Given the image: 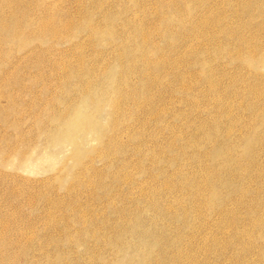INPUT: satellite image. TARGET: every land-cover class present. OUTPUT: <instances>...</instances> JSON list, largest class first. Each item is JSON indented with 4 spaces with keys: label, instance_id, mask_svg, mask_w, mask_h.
<instances>
[{
    "label": "rangeland",
    "instance_id": "rangeland-1",
    "mask_svg": "<svg viewBox=\"0 0 264 264\" xmlns=\"http://www.w3.org/2000/svg\"><path fill=\"white\" fill-rule=\"evenodd\" d=\"M38 1H54V17L61 11L75 29L72 41L30 40L41 52L0 46V264H264V59L255 65L257 53L244 44L238 53L233 39L242 33L264 55V0H248L250 12L243 0H22L14 9L40 13ZM64 111L77 116L59 124ZM16 129L23 158L2 153Z\"/></svg>",
    "mask_w": 264,
    "mask_h": 264
},
{
    "label": "bare ground",
    "instance_id": "bare-ground-1",
    "mask_svg": "<svg viewBox=\"0 0 264 264\" xmlns=\"http://www.w3.org/2000/svg\"><path fill=\"white\" fill-rule=\"evenodd\" d=\"M98 1V0H97ZM195 1V0H194ZM230 1H234V0H230ZM239 1V0H238ZM237 1V2H238ZM253 1V0H252ZM251 1V2H252ZM256 1V0H255ZM262 1V0H261ZM0 2L1 3H3V4H1L0 3V46H3V45H5V47L6 46H9V51L13 48L12 47V44L14 43V41H16L17 43H18V45L20 46V47H22V48H25L26 49V47H27V53H32V51H35V52H41L40 50V47H37V45L36 46H32V47H28L27 45H28V43L30 42V40H32V39H35V38H38V39H46L47 37H56L57 39H63L64 37H66V38H68L69 37V39L70 38H72V36L69 34H67V33H70V32H68V29L69 28H74L75 29V27H72V25H71V27H70V23H68V22H71L69 19H70V17H69V15H71V14H74V12L73 13H71L70 12V14L69 15H67L68 17H69V21H62V20H60L58 17H59V15H60V12H59V15H58V17L57 18H55L56 16H57V14H56V16L54 17V15H53V11H51L52 10V8H54L55 7V3H54V1L52 2V1H50V2H48V3H46V1L44 2V3H42L41 1V3H39V1H38V3H39V6H40V8L38 7V9H39V12L40 13H38V11L36 10V12H34L33 10L34 9H32V6L31 5H29V6H27L26 7V10L27 11H23V8H22V12H19V11H17L16 9L17 8H19L20 7V5L22 4V0H0ZM102 1H99V3L98 4H100ZM136 2H138V1H136ZM146 2H147V0H146ZM159 2L162 4V2L159 0ZM170 2V1H169ZM196 2V1H195ZM229 2V1H228ZM251 2H249V3H251ZM262 2H264V1H262ZM7 3L9 4V6L12 4V9H9V11H7V12H5L4 11V9H3V6L2 5H4V6H6L7 5ZM94 2H92V4H93ZM97 3V2H96ZM103 3H104V1H103ZM249 3H248V0H243V2H242V7L241 6H239V8H237V9H239V11H240V7H241V9L243 8L244 10H246L247 9V7H248V5H249ZM252 3H255L254 1L252 2ZM258 3H260V0H258ZM87 4V3H86ZM92 4H89V5H92ZM119 4V3H118ZM117 4V5H118ZM122 4V3H121ZM137 4V3H136ZM158 4V3H157ZM186 4V3H185ZM194 4V3H193ZM230 4V3H229ZM237 4V3H236ZM239 4V3H238ZM240 4H241V2H240ZM59 5H60V3H59ZM96 5V4H95ZM101 5H102V3H101ZM141 5V4H140ZM143 5V4H142ZM144 5H145V3H144ZM143 5V6H144ZM167 6H168V4H166ZM173 5V4H172ZM176 5V4H175ZM251 5V4H250ZM257 5V4H256ZM256 5H254L253 4V6H255L256 7ZM262 5H264V4H262ZM261 4H260V6H262ZM80 6V5H79ZM81 6H83V5H81ZM80 6V7H81ZM94 6V5H93ZM103 6V5H102ZM139 6V5H138ZM161 6V5H160ZM238 6V5H237ZM252 6V5H251ZM258 6V5H257ZM14 7L16 8V9H14ZM35 7V6H34ZM86 7V6H85ZM91 7V6H90ZM99 6H97V8H98ZM119 7V6H118ZM117 7V8H118ZM121 7V6H120ZM169 7V6H168ZM172 7V6H171ZM176 7H178L179 8V6H176ZM78 8V7H77ZM84 8V7H83ZM94 7H92V9H93ZM94 9V11L93 12H95V10H97L98 11V9ZM105 8V7H104ZM116 8V9H117ZM160 8V7H159ZM246 8V9H245ZM249 8H250V6H249ZM251 8H253V7H251ZM250 8V9H251ZM32 9V10H31ZM80 9V8H79ZM100 9H101V7H100ZM108 9V8H107ZM123 9V8H122ZM121 9V10H122ZM125 9V8H124ZM123 9V10H124ZM172 9H174V7L172 8ZM250 9H249V11H248V9H247V11L248 12H250ZM261 9V8H260ZM25 10V9H24ZM65 10V9H64ZM89 10V9H88ZM179 10H181V9H179ZM179 10H178V12H179ZM232 10V9H231ZM243 10V11H244ZM254 10V9H253ZM70 11V10H69ZM81 11V10H80ZM79 11V12H80ZM85 11V10H84ZM107 11V10H106ZM118 11H119V9H118ZM238 11V12H239ZM243 11H241V12H243ZM255 11H256V9H255ZM254 11V12H255ZM260 11V10H259ZM262 11H264V10H262ZM19 12V13H18ZM55 12H57V11H55ZM90 12H91V10H90ZM145 12V11H144ZM252 12V11H251ZM38 13V14H37ZM58 13V12H57ZM84 13V12H83ZM97 13V12H96ZM101 13V12H100ZM99 13V14H100ZM113 13H114V11H113ZM115 13H117V12H115ZM125 13V12H124ZM232 13V12H231ZM235 13V12H234ZM233 13V14H234ZM237 13V12H236ZM245 13V12H244ZM79 14V13H78ZM95 14V13H94ZM109 14H110V12H109ZM122 14V13H121ZM121 14L119 15V16H121ZM248 13H246V15H247ZM253 13H250V15H252ZM255 14H256V12H255ZM261 14H262V12H261ZM80 15V14H79ZM167 15V14H166ZM209 15V14H208ZM224 15V14H223ZM222 15V17L224 18V16ZM237 15H239V14H236V15H234V18H235V16L237 17ZM240 15H242V14H240ZM239 15V16H240ZM243 15H245V14H243ZM249 15V16H250ZM62 16V15H61ZM64 16V15H63ZM66 16V17H67ZM74 16V15H73ZM77 16V15H76ZM95 16V15H94ZM101 16V15H100ZM122 16H124V15H122ZM121 16V17H122ZM135 16V15H134ZM162 16V15H161ZM164 17H165V15H163ZM162 16V18L164 19V17ZM233 16V15H232ZM66 17H64L65 19H66ZM79 17V16H78ZM83 16H81L80 18H82ZM167 17V16H166ZM204 17V16H203ZM210 17H211V15H210ZM221 17V16H220ZM220 17H218V19L220 18ZM247 17H248V15H247ZM258 16H257V14H256V18H257ZM61 18V17H60ZM63 18V19H64ZM93 19H94V17H92ZM103 18V17H102ZM126 18V17H125ZM212 18H216V17H212ZM226 18V17H225ZM224 18V19H225ZM240 18V17H239ZM251 18V17H250ZM249 17H248V21H249V19H250ZM262 18V17H261ZM60 20V21H57V20ZM76 19H77V17H76ZM85 19V18H84ZM111 19H112V17H111ZM211 19V18H210ZM213 19V20H214ZM217 19V18H216ZM236 19V18H235ZM91 20V19H90ZM90 20H89V22H90ZM128 20V19H127ZM166 20V19H165ZM212 20V19H211ZM212 20V21H213ZM240 20V19H239ZM251 20V19H250ZM253 21L255 20V18H253L252 19ZM251 20V21H252ZM81 21V20H80ZM93 21V20H92ZM95 21V20H94ZM98 21H100V20H98ZM113 21V20H112ZM119 21H120V19H119ZM118 20H117V22H119ZM125 21V20H124ZM128 21H130V20H128ZM162 21V20H161ZM168 21V20H167ZM200 21V23H198V24H202V25H206L207 24V21H205V19L204 18H202V20L200 19L199 20ZM253 21L251 22V24L253 23ZM257 21H259L258 19H257ZM89 22H88V28H89V31L88 32H90V34L91 35H94V34H99V32H100V30L99 29H101L100 27H98L99 25H97V26H95V24H92V26H89ZM117 22H115V23H117ZM192 21H189V23H191ZM221 22H223V21H221ZM76 23V22H75ZM81 23V22H80ZM100 23V22H99ZM103 23V22H102ZM110 23H112V22H110ZM130 23V22H129ZM188 23V22H187ZM188 23V24H189ZM211 23V22H210ZM210 23H208L209 24V26H211L210 25ZM215 23V22H214ZM214 23H211V24H213V25H215ZM217 23H219V22H217ZM245 23V22H244ZM249 23V22H248ZM260 23H264V22H260ZM71 24H74V23H72L71 22ZM107 24V23H106ZM120 24V23H119ZM185 24V23H184ZM183 24V25H184ZM105 25V24H104ZM127 25H129V24H127ZM139 25V24H138ZM190 25H192V24H190ZM239 25V24H238ZM238 25L236 26V27H238ZM240 25H241V23H240ZM249 25V24H248ZM262 25H264V24H262ZM78 26H79V24H78ZM86 26V25H85ZM107 26H109V25H107ZM111 26V25H110ZM109 26V27H110ZM114 27H115V25H113ZM113 26H112V28H113ZM135 26V25H134ZM142 26V25H141ZM185 26V25H184ZM187 27H188V25H186ZM185 26V27H186ZM194 26V25H193ZM216 26V25H215ZM215 26H211V27H215ZM252 26V25H251ZM261 26V25H260ZM119 27V26H118ZM125 27H126V25H125ZM159 27H160V25H159ZM182 27V26H181ZM218 27V26H217ZM236 27H235V29H236ZM248 27H250V25L248 26ZM255 27V26H254ZM112 28L110 27L108 30H109V32H112L111 30H112ZM189 28V27H188ZM192 28V27H191ZM195 28H197V27H195ZM209 28V27H208ZM212 28V29H213ZM216 28V27H215ZM238 28H240V27H238ZM251 28H253V27H251ZM83 29H85V28H83ZM140 29H141V27H140ZM183 29H184V27H183ZM187 29V28H186ZM193 29H194V27H193ZM209 29H211V28H209ZM212 29H211V31H212ZM233 29V28H232ZM243 29V28H242ZM257 29V28H256ZM79 30V29H78ZM103 30V29H102ZM113 30H115V29H113ZM117 30V29H116ZM192 30V29H191ZM197 30V29H196ZM200 30V29H199ZM214 30V29H213ZM217 30H219V29H217ZM220 30H221V28H220ZM223 30V29H222ZM240 30H241V28H240ZM245 30H246V28H245ZM249 30V29H248ZM253 30V29H252ZM258 30V29H257ZM262 30H264V29H262ZM261 30V31H262ZM141 30H139V32H140ZM185 31V30H184ZM202 31V30H201ZM230 30H228L227 32H229ZM256 31V30H255ZM259 31H260V29H259ZM259 31H258V33L256 34V32H255V34H256V36L258 35V34H260L259 33ZM72 32H74V30L72 31ZM195 32H197V31H195ZM194 32V33H195ZM214 32H217V31H214ZM226 32V31H225ZM233 32H234V29H233ZM232 32V33H233ZM238 32V31H237ZM240 32V31H239ZM238 32V33H239ZM248 32V31H247ZM81 33V32H80ZM212 33V32H211ZM222 33V32H221ZM220 33V35H217V36H222V34ZM230 33V35H231V31L229 32ZM253 33V32H252ZM85 34H86V31H85ZM108 34V33H107ZM118 34V33H117ZM144 34V33H143ZM200 34V33H199ZM234 34V33H233ZM240 34H242V33H240ZM240 34H234V38L233 39H235L237 42H235V43H237L238 45H239V48L237 49V52L239 53V51L240 50H242L243 48H244V45H245V48H246V50L248 49L247 47H249V49L250 48H252V50L250 49L249 51H252L251 53H255V55H256V53H257V57H258V59H256L257 61H255L254 63H255V65H257L258 64V62H260L262 59H264V55H261V53H260V55L258 54L260 51L259 50H257L256 48L258 47V46H256V43L255 44H253V45H251L252 43H250L251 42V40L248 42V40H245V37L244 36H241ZM246 34H248V33H246ZM254 34V33H253ZM75 35H77V34H75ZM140 35V34H139ZM145 35V34H144ZM143 35V36H144ZM186 34H184V36H185ZM198 35V34H197ZM212 35V34H211ZM226 35V34H225ZM251 35V34H250ZM146 36V35H145ZM223 36H224V33H223ZM248 36V35H247ZM246 36V37H247ZM252 36H255V35H252ZM261 37H262V35H260ZM50 37V38H51ZM83 37V36H82ZM116 37H118V36H116ZM141 37V36H140ZM199 37H200V35H199ZM209 37H211V36H209ZM214 37H215V35H214ZM225 37V36H224ZM259 37V36H258ZM50 38H49V40H50ZM137 38V37H136ZM145 38H147V37H144V41H146V40H148V39H145ZM217 38V37H216ZM227 38V37H226ZM247 38H249V37H247ZM262 38H264V37H262ZM52 39H54V38H52ZM77 39V38H76ZM84 39V38H83ZM138 39H140V38H138ZM142 39V38H141ZM227 39H229V38H227ZM226 39V40H227ZM232 39V38H231ZM251 39H253V38H251ZM255 39V38H254ZM64 40V39H63ZM63 40H61V41H63ZM81 40V39H80ZM80 40H78V41H80ZM107 40V39H106ZM211 40H213V39H211ZM257 40V39H256ZM259 40V39H258ZM257 40V41H258ZM262 40H264V39H262ZM57 41V40H56ZM61 41H59V42H61ZM70 41H72L71 39H70ZM108 41V40H107ZM134 41H135V38H134ZM140 41H142L143 42V39L142 40H140ZM224 41V40H223ZM227 41H230V40H227ZM227 41H226V43H227ZM233 41V40H232ZM244 41H247L246 42V44H245V42ZM256 41V42H257ZM261 41V40H260ZM69 42V41H68ZM111 42V41H110ZM109 42V43H110ZM82 43V42H81ZM148 43V42H147ZM223 43V42H222ZM225 43V42H224ZM225 43V44H226ZM234 43V44H235ZM242 43V44H241ZM261 43V42H260ZM262 43H264V42H262ZM61 44V43H60ZM73 44V43H72ZM112 44H113V42H112ZM126 44V43H125ZM145 44H146V42H145ZM144 44V45H145ZM233 44V42H232V45H234ZM244 44V45H243ZM49 45H52V43L51 44H49ZM222 45V44H221ZM227 45V44H226ZM225 45V46H226ZM231 45V44H230ZM229 45V42H228V46H230ZM236 45V44H235ZM241 45H243L242 46V49H241ZM55 46V45H54ZM54 46H53V48H54ZM78 46V45H77ZM216 46V45H215ZM52 47V46H51ZM79 47H80V44H79ZM78 47V48H79ZM217 47V46H216ZM216 47H214V48H216ZM221 47V46H220ZM238 47V46H237ZM236 47V48H237ZM256 47V48H255ZM46 48V47H45ZM57 48V47H56ZM75 48V47H74ZM235 48V47H234ZM67 49V48H66ZM76 49V48H75ZM220 49V48H219ZM228 50H229V48H227ZM259 49H262V48H260L259 47ZM51 50V49H50ZM58 50V49H57ZM57 50H53V51H57ZM123 50H125V49H123ZM218 50V49H217ZM216 50V51H217ZM223 50V49H222ZM239 50V51H238ZM243 50H245V49H243ZM262 50H264V49H262ZM0 51H1V53H3L4 55L7 53V52H5L4 50H3V48H0ZM80 51V54H82L81 53V49L79 50ZM188 51V50H187ZM235 51V50H234ZM44 52H47V51H44ZM118 52V51H117ZM242 52V51H241ZM248 52V51H247ZM262 52H264V51H262ZM51 53V52H50ZM67 53V52H66ZM79 53V52H78ZM84 53V52H83ZM119 54H120V52H118ZM122 53V52H121ZM190 53V52H189ZM188 53V54H189ZM191 53H192V51H191ZM236 53V52H235ZM237 53V54H238ZM243 53V52H242ZM246 53V52H245ZM24 54H26V53H24ZM52 54V53H51ZM61 54V53H60ZM74 54V53H73ZM237 54L234 56V57H237ZM248 54V53H247ZM250 54V53H249ZM27 55V54H26ZM44 55H45V53H44ZM54 55V54H53ZM57 55V54H56ZM56 55H55V57H56ZM62 55V54H61ZM70 55V54H69ZM82 55H84V54H82ZM82 55H81V58H82ZM122 55V54H121ZM124 55V54H123ZM122 55V56H123ZM193 55H194V53H193ZM192 55V56H193ZM198 55V54H197ZM229 55V54H228ZM243 55H244V53H243ZM243 55H242V57H243ZM259 55V56H258ZM22 56V55H21ZM50 56V55H49ZM77 56V55H76ZM80 56V55H79ZM116 56H118V54H116ZM120 56V55H119ZM232 56V57H233ZM239 56V55H238ZM245 56V55H244ZM250 56V55H249ZM48 57V56H47ZM51 57H53V56H51ZM51 57H49V58H51ZM59 57V56H58ZM64 57V56H63ZM124 57V56H123ZM123 57H120V60H123V59H121V58H123ZM127 56H125L124 58H126ZM216 57V56H215ZM247 57V56H246ZM252 57V54H251V56H250V58ZM253 57H256V56H254L253 55ZM34 58H36V56L34 57ZM43 58V57H42ZM54 58V57H53ZM62 58V57H61ZM80 58V59H81ZM117 58H119V57H117ZM238 58V57H237ZM240 58H241V56H240ZM19 59H20V57H19ZM56 59H59V58H56ZM73 59V58H72ZM77 59V58H76ZM79 59V60H80ZM82 59H85V58H82ZM97 59V58H96ZM109 59V58H108ZM198 59V58H197ZM16 60V59H15ZM22 60V59H21ZM52 60V59H51ZM78 60V59H77ZM235 60V59H234ZM241 60V59H240ZM244 60V59H243ZM251 60H252V58H251ZM253 60H254V58H253ZM34 61V60H33ZM38 61V60H37ZM36 60H35V62L33 63V62H31V60L30 61H27L26 63H24V64H26V66H30V65H32V64H40V63H38ZM53 62H52V64L54 63V60H52ZM56 61V60H55ZM60 61V60H59ZM58 60H57V63L59 62ZM61 61H62V59H61ZM75 61V60H74ZM124 61V60H123ZM123 61H121L122 63H123ZM199 60H197V62H198ZM250 61V60H249ZM2 57L0 58V66L2 65ZM46 62V61H45ZM50 62V61H49ZM67 62V61H66ZM69 62V61H68ZM77 62V61H76ZM118 62V61H117ZM145 62V61H144ZM63 63V62H62ZM72 63H74V62H72ZM78 64L80 63V61L79 62H77ZM85 63V62H84ZM106 63H107V61H106ZM142 63V62H141ZM249 63V62H248ZM254 63H252V64H254ZM65 64V63H64ZM74 64H76V63H74ZM101 64V63H100ZM112 64V63H111ZM143 64V63H142ZM17 65V64H16ZM41 65V64H40ZM62 66H63V64H61ZM82 64H79V67L81 66ZM92 65H96V64H92ZM121 65V63H119V66ZM244 65V64H243ZM250 65V64H249ZM262 65H264V64H262ZM262 65H260V66H262ZM89 66H91V65H89ZM105 66V65H104ZM112 66V65H111ZM143 66V65H142ZM189 66V65H188ZM246 66V65H245ZM52 67V66H51ZM64 67V66H63ZM67 67V66H66ZM65 67V68H66ZM95 67V66H94ZM244 67V66H243ZM247 67H249V66H247ZM87 68H89V67H87ZM96 68V67H95ZM113 67H111L110 68V70L112 69ZM120 68H122V66L120 67ZM120 68H118V69H120ZM262 68H264V67H262ZM15 69V68H14ZM14 69H12V70H14ZM18 69V68H17ZM44 69V68H43ZM47 69V68H46ZM61 69H62V67H61ZM67 69V68H66ZM77 69V68H76ZM79 69V68H78ZM81 69L82 68H80V72H81ZM93 70H95L94 68H92ZM103 69V68H102ZM260 69V68H259ZM5 70V69H4ZM57 70V69H56ZM63 70H64V68H63ZM91 70V69H90ZM113 70V69H112ZM83 71V70H82ZM105 71V70H104ZM120 71V70H119ZM118 71V72H119ZM7 72H9V71H7ZM20 72V71H19ZM36 72H38V71H36ZM47 72H49V70L47 71ZM54 72V71H53ZM57 72V71H56ZM64 72V71H63ZM63 72H61V73H63ZM96 72H97V70H96ZM95 72V73H96ZM102 72V71H101ZM100 72V73H101ZM176 72V71H175ZM58 73V72H57ZM92 73V72H91ZM98 73V72H97ZM96 73V74H97ZM179 73V71H177L176 72V74H178ZM65 74V73H64ZM67 74H68V72H67ZM93 74V73H92ZM110 74V73H109ZM118 74V73H117ZM181 74V73H180ZM180 74H178V75H180ZM184 74V73H183ZM187 74V73H186ZM188 74H190V73H188ZM206 74V73H205ZM261 74V73H260ZM58 75V74H57ZM56 75V76H57ZM112 74H110V76H111ZM121 75V74H120ZM119 75V76H120ZM174 75V74H173ZM177 75V76H178ZM40 76V75H39ZM43 76V75H42ZM46 76H48V75H46ZM99 76V75H98ZM109 76V75H108ZM181 76H183V75H181ZM180 76V77H181ZM185 76V75H184ZM184 76H183V78H184ZM187 76V75H186ZM205 76V75H204ZM0 77H1V75H0ZM36 77V76H35ZM44 77V76H43ZM65 77V76H64ZM116 77H117V75H116ZM149 77V76H148ZM174 77H176L175 75H174ZM190 77H191V74H190ZM34 78V77H33ZM177 78V77H176ZM187 78V77H186ZM185 78V79H186ZM1 80H2V78H0ZM10 78H8V75H7V79H4L3 81L4 82H7V83H9L10 82V80H9ZM100 79H102V78H100ZM99 79V80H100ZM192 78H190V80H191ZM193 79H194V77H193ZM205 79V78H204ZM0 80V81H1ZM11 80H13V79H11ZM65 80V79H64ZM86 80V79H85ZM88 80V79H87ZM182 80V79H181ZM189 80V81H190ZM212 80H214V79H212ZM37 81H38V79H37ZM45 81V80H44ZM61 81H63V80H61ZM185 81V80H184ZM187 81V80H186ZM204 81V80H203ZM209 81H210V79H209ZM13 82H16V80L14 81L13 80ZM34 82V81H33ZM50 82V81H49ZM69 82V81H68ZM67 82V83H68ZM85 82H87V81H85ZM98 82V81H97ZM113 82H114V80H113ZM192 82V81H191ZM190 82V83H191ZM210 82H214V81H210ZM216 82V81H215ZM218 82V81H217ZM52 83V82H51ZM65 83V82H64ZM88 83V82H87ZM90 83V82H89ZM91 83H93V82H91ZM182 83V82H181ZM185 83H187V82H185ZM189 83V84H190ZM262 83H264V82H262ZM48 84V83H47ZM69 84V83H68ZM67 84V85H68ZM183 84V83H182ZM213 84V83H212ZM49 85V84H48ZM188 85V84H187ZM192 85V84H191ZM191 85H188V86H190L191 87ZM209 85H211L210 83H209ZM47 86V85H46ZM84 86V85H83ZM86 86H87V84H86ZM215 86V85H214ZM25 87V86H24ZM183 87V86H182ZM181 87V88H182ZM189 87V88H190ZM81 88L82 89H84V91H85V89L87 90V88H83L82 86H81ZM211 88V87H210ZM214 88V87H213ZM17 90V89H16ZM13 92H15V91H13ZM17 93V92H16ZM185 93V92H184ZM13 94V93H12ZM13 97H14V95H13ZM84 98V97H83ZM86 98V97H85ZM90 98H92V97H90ZM89 98V99H90ZM91 101H92V99H90ZM17 101V100H16ZM70 113H72L71 111H64V112H62V114H64L62 117H61V120H58L57 119V121H58V123L59 124H62L63 122H65V120L67 119V117L68 116H70V115H75V116H77L76 114H70ZM36 118V117H35ZM74 121L75 120H73L72 119V121L70 122V120H69V122L71 123V124H73L74 123ZM65 128V127H64ZM18 132H17V134H16V137H14V138H4V139H2L3 140V142H4V144H5V150H3L2 151V153H9V154H15V155H20L22 158L24 157V155H25V151H22V148H24V143H23V137H25V135L21 132V130L20 129H16ZM64 130H60L59 132L60 133H62ZM15 140H17L18 141V144L16 143L15 144ZM18 147H19V149H18ZM26 162V161H25ZM24 162V163H25ZM28 189V188H27ZM30 190V189H29ZM36 190V189H35ZM16 192L18 191V190H15ZM24 191V190H23ZM33 191V190H32ZM13 192V191H12ZM15 192V193H16ZM22 192V191H21ZM25 192H26V190H25ZM39 192V191H38ZM37 192V193H38ZM18 193V192H17ZM20 193V192H19ZM36 193V194H37ZM13 194V193H12ZM22 194H24V193H22ZM31 194V193H30ZM16 195H18V194H16ZM24 195H28L27 193L26 194H24ZM24 195L22 196V197H24ZM13 196H15V194H13ZM30 196H32L31 198H33L34 196H35V192H34V196L33 195H30ZM17 197V196H16ZM20 197V196H19ZM21 197V198H22ZM29 197V196H28ZM27 198V197H26ZM19 199V198H18ZM27 200H30V198H27ZM32 200V199H31ZM30 200V202H33L34 201V199H33V201H31ZM28 202V201H27ZM30 202H29V204H30ZM34 203V202H33ZM48 213V212H47ZM1 216V215H0ZM48 217V216H47ZM10 219V218H9ZM8 219V220H9ZM49 219V218H48ZM2 220V219H1ZM50 220V219H49ZM5 221H7V220H5ZM11 221V220H10ZM48 221V220H47ZM3 223V222H2ZM12 223L13 222H11V223H9V224H11V226H12ZM48 223V222H47ZM4 224H5V222H4ZM7 225H8V222H7ZM3 226V225H2ZM7 227V226H6ZM14 228H15V226H13ZM8 228V227H7ZM11 228V227H10ZM14 228H11L12 230L14 229ZM2 229V228H1ZM5 228H3L2 230H4ZM16 229V228H15ZM6 230V229H5ZM7 230H9V229H7ZM6 230V231H7ZM10 231V230H9ZM14 231V230H13ZM17 231H18V229H17ZM2 232V231H1ZM21 232V231H20ZM19 232V233H20ZM4 233V232H3ZM23 233V232H22ZM5 234V233H4ZM3 234V235H4ZM9 234V233H8ZM24 234V233H23ZM26 234V233H25ZM29 234V233H28ZM34 234V233H33ZM0 235H2V234H0ZM6 235V234H5ZM10 235V234H9ZM30 235V234H29ZM8 236V235H7ZM21 236V235H20ZM6 237V236H5ZM9 237H11V236H9ZM13 237L14 236H12V241H13ZM18 237V236H17ZM22 237H23V235H22ZM25 237V236H24ZM1 238V237H0ZM4 238V237H3ZM15 238H16V234H15ZM19 238V237H18ZM18 238H16V239H18ZM28 238V237H27ZM30 238V237H29ZM31 238H33V237H31ZM30 238V239H31ZM11 239V238H10ZM23 240H24V238H22ZM2 239H0V241H1ZM4 240V239H3ZM2 240V241H3ZM7 241H9L8 239H6ZM20 241H21V238H20ZM40 241V240H39ZM9 242H11V241H9ZM24 242V241H23ZM31 242V241H30ZM15 243H17L16 241L14 242V244ZM26 243V242H25ZM2 244V243H1ZM0 244V245H1ZM13 244V243H12ZM12 244H11V247H12ZM27 244V243H26ZM35 244V243H34ZM38 244H39V242H38ZM10 245V244H9ZM8 245V246H9ZM18 245H21V243L20 244H18ZM23 245H24V243H23ZM22 245V246H23ZM40 245V244H39ZM1 246H3V244L1 245ZM0 246V247H1ZM5 246V245H4ZM30 246V245H29ZM36 246H38V245H36ZM44 246V245H43ZM25 247V246H24ZM2 248V247H1ZM14 248V247H13ZM34 248V247H33ZM39 248V247H38ZM45 248V247H44ZM14 249H16V248H14ZM14 249L12 250V253H13V251H14ZM18 249V248H17ZM7 250V249H6ZM5 250V251H6ZM43 250V249H42ZM9 251V250H8ZM18 251V250H17ZM39 251H41V250H39ZM37 251H35V253H36ZM47 252V251H46ZM17 253V252H16ZM44 253V252H43ZM43 253H42V255H43ZM39 254V253H38ZM2 255V254H1ZM49 255V254H48ZM11 256V255H10ZM34 256V255H33ZM32 256V257H33ZM50 257V256H49ZM34 258H35V256H34ZM51 258V257H50ZM18 259V258H17ZM21 259V258H20ZM33 259V258H32ZM1 260V259H0ZM2 261V260H1ZM3 262V261H2ZM21 262V261H20ZM54 262V261H53ZM27 264V263H26ZM48 264V263H47Z\"/></svg>",
    "mask_w": 264,
    "mask_h": 264
}]
</instances>
